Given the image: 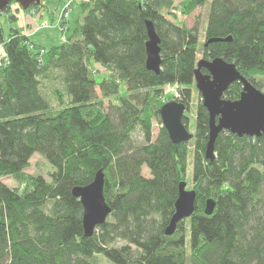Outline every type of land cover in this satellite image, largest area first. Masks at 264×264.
<instances>
[{
  "label": "trees",
  "instance_id": "trees-1",
  "mask_svg": "<svg viewBox=\"0 0 264 264\" xmlns=\"http://www.w3.org/2000/svg\"><path fill=\"white\" fill-rule=\"evenodd\" d=\"M204 4L81 0L73 26L66 18L59 27L65 39L49 46L0 24V264H98L100 255L113 264H264V134L222 130L212 157L205 155L209 113L194 79L200 58L220 57L261 89L264 0H211L199 58L201 18L189 26L183 17ZM17 9L48 11L45 0ZM146 20L160 38L157 73L146 67ZM166 86L179 91L186 110L197 91L189 141L173 142L161 124ZM242 89L236 80L223 97L234 100ZM182 122L188 128L186 113ZM36 151L48 156L47 176L26 172ZM97 170L110 212L86 236L71 191ZM184 181L195 190L194 212L166 234Z\"/></svg>",
  "mask_w": 264,
  "mask_h": 264
},
{
  "label": "water",
  "instance_id": "water-1",
  "mask_svg": "<svg viewBox=\"0 0 264 264\" xmlns=\"http://www.w3.org/2000/svg\"><path fill=\"white\" fill-rule=\"evenodd\" d=\"M13 1L22 9L34 2L40 3V0H0V14ZM145 27L148 38L145 43L146 67L157 73L161 63L160 38L151 21L146 20ZM230 39V37L212 38L209 42ZM201 67L206 68L207 73H203ZM194 79L196 90L209 113V138L205 155L212 157L213 143L222 130L238 136L258 137L264 134V93L240 74L234 63L220 57L211 60L202 57L196 63ZM236 80L242 83V92L234 100L224 98V91ZM185 110L184 103L173 98L159 108L161 124L173 142L189 141L193 138V133H190L182 122ZM103 186L104 174L97 170V174L89 184L75 186L71 191L82 204V226L86 236L91 235L94 228L103 223L109 215L110 206L105 202ZM178 189L174 204L175 212L164 230L166 234H173L179 220L186 219L194 212L195 190L186 188V181L180 183ZM213 207V199H208L204 207L205 213H212Z\"/></svg>",
  "mask_w": 264,
  "mask_h": 264
},
{
  "label": "rangeland",
  "instance_id": "rangeland-1",
  "mask_svg": "<svg viewBox=\"0 0 264 264\" xmlns=\"http://www.w3.org/2000/svg\"><path fill=\"white\" fill-rule=\"evenodd\" d=\"M81 0H74L72 2V4L70 5V14H69V20L71 21V23H73L75 20V18H77V13H78V3ZM210 1L211 0H205V4L201 7V9H198V11H195L194 14L192 16H187L184 21H186V23L191 24L195 18H198V16L201 17L200 20V28H199V42H198V49H197V57H201V52L203 50V45H204V40H205V28L207 26L206 21H207V12H208V8L210 5ZM64 4V0H45V6H47V10L48 11H41L39 13H42V16H40V14H38L36 11L33 10H29V11H22L19 10L17 8H19V5L17 3H13V5L11 6V13H16L17 15V19L15 21H13V23H10L8 21V16L11 13L8 12H2L0 14V24L3 28V31L5 33L8 32L9 27H19L21 29H23L24 33H27L29 35H31V38L36 42H40L42 44H44L45 46H49L51 44H57L58 39H63L66 37V35L68 34L66 32V29H62L61 31H59V26H55V24L53 22H51L49 20V13H51V15L53 16V19L56 20L59 17V13L62 11V7ZM72 8H75L74 10H72ZM38 14V16H37ZM196 14V15H195ZM197 14H199L197 16ZM68 20V19H67ZM54 24V26H52ZM42 26V28L38 29L37 27ZM61 32V33H60ZM3 57L2 55V51L0 49V58ZM258 82H260V87L262 92L264 93V76H258L257 77ZM171 86L169 87H165V93L162 95L161 97V101L162 99L166 102H168L171 98H175V94L173 91H171ZM122 90V89H121ZM123 91V90H122ZM97 93L99 94L98 90ZM197 100V91L194 90L192 97H191V103L189 106L188 110H185L184 112L187 114L188 116V131L190 133H192L195 129V106H196V101ZM105 104V102H104ZM154 130L153 133L155 134L157 131V126L158 124H154ZM190 150H192V147L190 146ZM30 165L28 168H26V172L27 173H40V174H44L45 176H47L48 171L53 170L51 167L50 162H48V156L46 153H44L43 151L41 152H35L32 156L31 159L29 161ZM186 175L188 177V182L190 183V179H191V173H192V155H188V160H187V164H186ZM144 169V173H146V175L148 173L147 168H143ZM4 182L7 185H14V181L13 179L10 178H5ZM187 183V182H186ZM190 185H187V188L190 189ZM188 221L186 220V223ZM190 233V232H189ZM188 237L187 239L190 237V234H187ZM98 258V264H113L112 261H110L108 258L104 257L103 255L97 256ZM189 264V263H186Z\"/></svg>",
  "mask_w": 264,
  "mask_h": 264
},
{
  "label": "built area",
  "instance_id": "built-area-1",
  "mask_svg": "<svg viewBox=\"0 0 264 264\" xmlns=\"http://www.w3.org/2000/svg\"><path fill=\"white\" fill-rule=\"evenodd\" d=\"M74 0H64V4H63V7H62V11L59 13V17L56 19V21H55V26H61V23L66 19V18H68V15H69V11H70V5L72 4V2H73ZM84 1H87V0H84ZM54 24L52 25V26H54ZM38 29H40V28H42V26H40V28H39V26L37 27ZM63 29H65V28H63ZM62 39H63V37H62ZM65 39V38H64ZM1 49V48H0ZM1 51H2V49H1ZM171 91H173L174 92V94H175V97H176V100H177V97H178V95H179V91H177V89L175 88V87H172L171 88ZM175 99V98H174ZM162 102H166V101H164L163 99H162Z\"/></svg>",
  "mask_w": 264,
  "mask_h": 264
},
{
  "label": "crops",
  "instance_id": "crops-1",
  "mask_svg": "<svg viewBox=\"0 0 264 264\" xmlns=\"http://www.w3.org/2000/svg\"><path fill=\"white\" fill-rule=\"evenodd\" d=\"M179 1V0H178ZM75 8H72V10H74ZM79 9V8H78ZM198 9H201L200 7H198ZM198 9H196L195 11H198ZM80 11H81V9H79L78 10V13H77V16L79 15V13H80ZM194 11V12H195ZM71 12V11H70ZM70 12H69V14H70ZM194 12L191 14V15H187V16H192L193 14H194ZM196 15V14H195ZM199 14H197V16H198ZM37 16H38V14H37ZM187 16H184L183 17V21H184V19L187 17ZM198 18H201L200 16H198ZM76 19V18H75ZM74 19V20H75ZM195 19H197V18H195ZM68 21H69V23L67 24L68 25V28H71L72 26H73V24H74V22L73 23H71V21L69 20V15H68ZM195 21V20H194ZM194 21L191 23V24H188V23H186V21H184L185 22V24L186 25H189V26H192V24L194 23Z\"/></svg>",
  "mask_w": 264,
  "mask_h": 264
}]
</instances>
